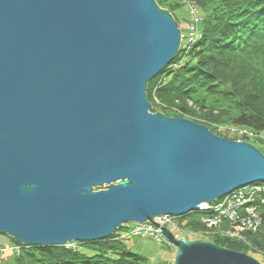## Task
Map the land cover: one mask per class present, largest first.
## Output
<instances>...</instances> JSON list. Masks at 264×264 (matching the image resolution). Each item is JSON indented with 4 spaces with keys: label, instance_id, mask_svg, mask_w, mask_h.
Returning a JSON list of instances; mask_svg holds the SVG:
<instances>
[{
    "label": "water",
    "instance_id": "obj_1",
    "mask_svg": "<svg viewBox=\"0 0 264 264\" xmlns=\"http://www.w3.org/2000/svg\"><path fill=\"white\" fill-rule=\"evenodd\" d=\"M182 32L155 0H0V234L25 246L104 239L257 182L264 153L152 111L149 81ZM174 264H262L176 237Z\"/></svg>",
    "mask_w": 264,
    "mask_h": 264
},
{
    "label": "trees",
    "instance_id": "obj_2",
    "mask_svg": "<svg viewBox=\"0 0 264 264\" xmlns=\"http://www.w3.org/2000/svg\"><path fill=\"white\" fill-rule=\"evenodd\" d=\"M189 1L196 4L194 40L183 41L186 43L181 44L175 58L149 81L148 98L152 96L158 104L175 105L184 111L199 110L207 120L204 125L212 131L215 130L212 125L218 123L256 135L264 134V0ZM180 5L172 0L171 5L164 8L178 23L172 9ZM197 7L202 11L200 18ZM156 108L159 107H152V110L160 112ZM230 134L222 130L219 135L234 140ZM242 190L246 199L244 204L255 206L260 218L256 230H247L251 243L247 245L223 237L209 240L263 257L260 251L264 250V182L252 183ZM217 217L221 219L219 228H232V223L224 219L214 205L176 219L184 226L208 228L204 220ZM246 217L240 214L234 221ZM183 218L187 219L185 224ZM129 226H123L104 239L77 242L75 249L57 245L22 246L23 251L16 252L13 264H147V259L132 251L126 243L133 238L124 236Z\"/></svg>",
    "mask_w": 264,
    "mask_h": 264
},
{
    "label": "rangeland",
    "instance_id": "obj_3",
    "mask_svg": "<svg viewBox=\"0 0 264 264\" xmlns=\"http://www.w3.org/2000/svg\"><path fill=\"white\" fill-rule=\"evenodd\" d=\"M155 1L157 3L160 2V4L158 3L159 6L166 8L171 5L172 0H155ZM174 1H176L177 3L178 2L181 3V5L176 6V8L173 9L171 7L170 8L174 10L176 17L179 20L178 24L181 29V32L184 35L188 36V34H190L191 30L193 29L192 25L195 24L193 20L195 19L196 15H193L192 7H191L192 5L190 6L188 3H185L182 0L179 1L174 0ZM173 3L175 4V2ZM193 5L196 6V4L194 3ZM197 13L200 18L202 15V11L200 7H197ZM194 31L196 32V26ZM188 40L189 39L187 38L186 42H189ZM186 42L182 41V43H186ZM150 100L153 103L152 107H157V106L159 107L156 108V110L158 111L163 110L164 112H166L171 116L188 117L194 119L197 122H203V123L207 122L203 114L200 113L199 110H196L198 108L195 109L196 110L195 112L184 111L175 105L164 106L162 104H158L154 100V97L152 96L150 97ZM189 106H192L191 102H189ZM216 112L218 111L216 110L215 113ZM212 127L215 129L214 132H216L218 135L221 133L222 130H224L228 133H231L230 135L234 139L238 138L237 134L241 133L240 131H246L242 133L244 135L247 134L244 140H251L264 153V134L256 135L248 130H243L242 128L240 129L238 127L228 126V124L215 123L214 125H212ZM229 127L237 129L236 132L228 130ZM182 220L184 224L187 222V219L185 218H183ZM129 225L130 227H132L134 226V223L131 222L129 223ZM177 225L171 226L170 224H168L165 227L170 229L175 236L186 237L189 240L201 239L204 241H210L209 239H211V237H223L227 239L238 240L247 245L251 243L247 238L248 231L246 230H240L239 233L232 235L230 233V228L225 226H222L220 228L219 227L207 228L206 226H202V227L200 226L196 228L192 226H184L179 221L177 222ZM10 238L11 237L7 235L0 234V264H13L15 256L17 255V253H21L23 251L22 246H25L14 243L13 240H11ZM165 241L158 242L155 239H151V238L133 237L131 239L126 240V243L132 249V251L142 254L147 259V264H174V259L177 254V249ZM65 246L75 249L78 247V244L76 241H72L67 243ZM249 248L251 249V246ZM252 250L257 251L256 249H252ZM260 252L263 257L260 256L255 257L249 253L247 254L255 257L262 264H264V250H261Z\"/></svg>",
    "mask_w": 264,
    "mask_h": 264
},
{
    "label": "built area",
    "instance_id": "obj_4",
    "mask_svg": "<svg viewBox=\"0 0 264 264\" xmlns=\"http://www.w3.org/2000/svg\"><path fill=\"white\" fill-rule=\"evenodd\" d=\"M185 3H188L192 7L193 15H196V8L195 5L189 0H182ZM197 18L195 16V24L192 25L193 29L191 30L190 34L188 36L184 35L182 33V41L189 39L188 41H193L195 37V26H196ZM228 130L236 132L237 129L229 127ZM241 133H238V140H244L246 138L242 134L246 131H240ZM250 134V133H249ZM245 196L242 188H239L232 193L216 200L214 203L205 205L200 207V211H204L211 206H215V209L222 213L224 219H228V222H231L232 228H230V233L232 235H235L240 232V230H256V228L259 225L260 218L258 216V213L256 212L255 206L245 205ZM219 201V202H218ZM218 202V204L216 203ZM240 214H245L246 218H241L240 220H235V218L239 217ZM177 216H160L155 219V223H134L133 227L127 228V230L124 233L125 237H153L154 239L158 241L164 240V236L162 234V229L170 224L171 226L177 225ZM222 217V216H221ZM206 222V225L208 228L218 227L219 223H221V219L219 217L217 218H207L204 220ZM127 226L129 224H126ZM125 226V225H124ZM178 226V225H177ZM177 237V236H176Z\"/></svg>",
    "mask_w": 264,
    "mask_h": 264
}]
</instances>
